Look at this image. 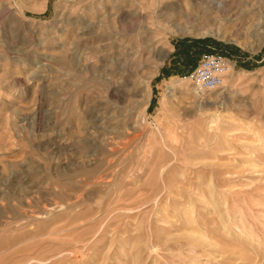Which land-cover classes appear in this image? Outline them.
<instances>
[{"label":"rangeland","instance_id":"rangeland-1","mask_svg":"<svg viewBox=\"0 0 264 264\" xmlns=\"http://www.w3.org/2000/svg\"><path fill=\"white\" fill-rule=\"evenodd\" d=\"M212 1L0 0V264H264V0Z\"/></svg>","mask_w":264,"mask_h":264},{"label":"built area","instance_id":"built-area-1","mask_svg":"<svg viewBox=\"0 0 264 264\" xmlns=\"http://www.w3.org/2000/svg\"><path fill=\"white\" fill-rule=\"evenodd\" d=\"M215 50L212 48V51L202 53L197 64L184 76L203 99L206 91L221 87L225 78L228 59L223 53Z\"/></svg>","mask_w":264,"mask_h":264},{"label":"bare ground","instance_id":"bare-ground-1","mask_svg":"<svg viewBox=\"0 0 264 264\" xmlns=\"http://www.w3.org/2000/svg\"><path fill=\"white\" fill-rule=\"evenodd\" d=\"M213 3H211L212 5H211V7L213 8V9H215L216 11H222V10H225V6L226 5H228L226 2H225V0L223 1H217V0H213L212 1ZM210 7V8H211ZM107 44V43H106ZM227 68V67H226ZM234 69V66L233 65H231V70H233ZM225 72H226V70H225ZM211 122H215V119H212L211 120ZM102 180V179H101Z\"/></svg>","mask_w":264,"mask_h":264}]
</instances>
